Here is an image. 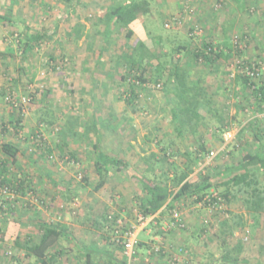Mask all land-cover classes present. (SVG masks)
<instances>
[{
    "label": "rangeland",
    "instance_id": "obj_1",
    "mask_svg": "<svg viewBox=\"0 0 264 264\" xmlns=\"http://www.w3.org/2000/svg\"><path fill=\"white\" fill-rule=\"evenodd\" d=\"M29 1L34 3L33 7L26 12V7L19 6L18 14L0 4V15L11 19L5 24L6 21H0V143H18L24 150L18 157L19 167L10 164V168L13 176L23 177L31 185L27 184L25 194H18L13 189L4 193L9 201L5 209L9 210L0 213V264H33V258L16 249L15 239L19 237L23 241L38 233V224L44 221L65 223L68 227L70 237L61 240L64 253L58 264H85L86 250L93 247L98 250L104 247L115 259L112 263L108 255L95 253L94 260L98 264L129 262L123 244L116 239L126 238V233L133 228L137 230L138 243L155 239L156 249L164 251L161 256L175 264H222V255L228 248H233L238 239L244 244L238 264H247L244 260L249 264H264V210L255 225L243 202L225 209L223 206L209 208L202 202L196 204L192 199H182L175 210L183 221L195 219L200 228L201 223L206 225L204 233L193 240L194 244H186L184 251L181 246L168 245L165 239H156L163 237L159 229L164 231L166 220L160 226L161 223L155 221V224L152 218L142 219L139 213V202L145 198V192L138 180L146 177L155 181L164 179L165 174L172 177L186 162L183 153L192 155L193 159V153L202 142L206 143L209 154L203 161L196 162L190 179L198 180L201 175L208 174L209 183L213 185L222 183L227 163L238 162L247 150L258 151L252 123L264 126V103L256 112L251 105L252 90L245 87L242 80H237L239 71L243 72L241 66L258 63L260 80L255 82H264V55L257 54L253 43V39L254 42L258 40L262 46L264 34L251 39L245 37L247 30L243 31L241 27V18L249 20L248 9L252 8L235 6L233 0H148L149 13L140 15L131 26L134 37L128 41L127 30L115 28L103 46V36H97L95 32L102 33L106 25L99 19L110 6L121 0ZM20 22L29 25L31 30L16 24ZM21 29L31 34L44 32L47 36L24 54L15 37ZM204 39H209L225 53L217 67H206L188 51L201 47ZM138 41H144L153 53L151 65H157L159 60L165 63V69H170L176 63L189 71L192 80L202 79L207 99L214 103V109L223 112L224 121H228L226 127L212 113L205 114L197 133L192 135L188 127H180L181 121L179 124L175 120V115L181 116L177 106L179 103L184 106L182 100L173 91L161 90L158 84L142 88L137 85L138 96L128 103L129 84L121 78L125 66L123 63L117 66L115 60L131 53ZM188 44V50L182 48L175 52L177 47ZM61 47L69 55L67 61L60 58ZM49 56H56L57 60L52 63ZM56 62L58 69L53 68ZM142 64H146L148 75L154 71L147 67L145 60ZM20 108L24 114V127L19 135L12 131L3 133V124L8 123ZM201 111L206 113V108ZM47 112L51 115L50 120H57L54 131H63L68 136L67 152L74 153L75 158L60 157L62 154L56 146L62 141L61 136L49 133L44 128L47 123L40 121ZM68 119L77 125L74 130L78 134L74 138L67 133L72 127L65 124ZM88 124H95V128L87 135ZM241 128L244 132H240ZM32 133L40 134L37 138ZM27 137L31 140H26ZM97 137L106 153L130 164L127 169H112L101 189H97L99 178L93 154ZM171 141L174 143L172 149L181 154L176 158L162 152ZM241 141L245 144L239 146ZM38 145H41L39 149ZM44 147L52 150L50 156L42 153ZM151 153L157 154V159L150 164L152 171L144 159ZM257 175L264 190V174L258 172ZM86 176L88 182L84 180ZM213 190L211 188L208 193ZM244 196L241 193L237 198ZM237 214L244 216L242 228L238 226ZM171 215V211L167 213L169 221ZM197 225L186 223L185 233L180 236L192 234ZM229 228L234 230L235 236L224 240L225 229ZM149 232L153 235L149 236ZM108 234L110 240L106 239ZM104 241H108L107 247L103 245ZM136 251L137 258L131 259L130 264H156L155 257L143 254L144 248L138 247ZM140 258H146L145 262Z\"/></svg>",
    "mask_w": 264,
    "mask_h": 264
},
{
    "label": "trees",
    "instance_id": "obj_2",
    "mask_svg": "<svg viewBox=\"0 0 264 264\" xmlns=\"http://www.w3.org/2000/svg\"><path fill=\"white\" fill-rule=\"evenodd\" d=\"M64 1L73 2L74 0ZM148 7V0H124L123 2H117L110 6V9L108 12H106L105 16L99 19V22H105V30H103L102 33L97 31L95 32L97 36H103V46L112 36L113 30H115V28H125L127 30L126 37L128 41L131 40L135 35V32L131 26L140 18V15H146L149 13ZM0 20L6 21L3 22L4 24L11 21V19L6 15H0ZM16 24L28 28L23 22ZM27 30L25 31L21 29V31H19V35L15 36L16 39H18L19 46L22 48L24 54H27L33 50L35 46H37L38 43L44 41L47 36L44 32L31 34ZM245 37L247 36L245 35ZM240 41H243V39L241 38ZM189 46L190 44L184 45L183 47H177L175 52H179L182 48L188 50ZM61 48L62 53L60 54V58L67 61L69 55L63 50V47ZM188 51L191 52L197 62L201 60V62L205 64L206 67H217L219 59L225 55V53H223L224 51H222L220 47L215 46L209 41V39H204L201 47ZM99 55H101V52ZM123 56L124 57H119V59L115 60V62L117 66H121L122 63L125 66L126 73L124 72L121 75V78L124 82L129 84L130 94L128 95L130 97H128V95L126 96V98H128V103L132 102V99H135L138 96L136 89L137 85L138 87L142 88L144 85L148 86L149 84H158L161 86V90L167 91L168 93L173 91L174 95L182 100L181 102L184 104V106H180V103L177 106L178 110L181 112H179L181 116L176 117L175 115V120H178L179 124L181 121L180 127H188V131L192 135L197 133V129L199 128L201 122L203 123L206 115L211 113V115H213V117H215L220 124H224L223 126L226 127L228 121H224V118L222 117L223 112L216 110V108L214 109V103L207 99L206 88L202 84V79L192 80L189 78V71L186 68H183L182 65L175 63L172 68L165 69V63L159 60L157 65H151L154 55L151 51H149V48L144 41H138L132 52H129ZM48 58L52 63L57 60L56 56H49ZM144 60L147 62V67H151L155 74L151 75L153 73L152 72L148 75L149 70L145 67L146 64H142ZM57 64L58 62H56L55 65L53 64V68L58 69L59 66ZM241 67L243 72L239 71L237 80H242L243 85L252 90L251 94L254 100L264 103V82H255L256 80H260L258 79V76L260 75L259 73L261 72L260 65L256 63V65L253 66L252 64L248 63V66L244 65ZM248 72H252L254 75L251 76L248 74ZM10 95L13 97L12 93ZM201 108H203V110L206 108V113H204L205 111H201ZM21 109L22 108H20L18 112H14V116H12L8 123L3 124V133L12 131L15 135H19L20 130H22L24 127V114L22 113ZM50 116L51 115L49 112H47L46 116L43 115L40 121L47 123L44 128H46L45 130H47L49 133H58L59 136H61L62 141L57 143L56 146L57 150L60 151V154H62L60 157L63 159L66 156L75 158L74 153L67 152L69 149V145L66 140L68 136H66V134L64 135L63 131H54L57 120H50ZM56 119H59V117ZM69 119L67 122H65V124H71L72 127L68 129L67 133L70 134V137L74 138L78 134V132H75L74 130L77 125L75 124V121L72 123L69 122ZM256 124L257 123H252L253 128H255L254 138L257 143L256 145L258 146V151L254 152L247 150L245 154L242 153V157L238 162L227 163L224 168L225 170L223 171L225 173L222 174L224 175L222 176L224 179H222L221 184L213 185L209 183L210 175L208 174L206 176L201 175L198 180L190 179V175L194 172V165L196 162L203 161L206 157V154H209L206 143L204 142L199 144L198 149L195 151V153H193V159L192 155L183 153L186 156V162L181 165L180 170L174 173L172 177H166L165 174L164 179H156L155 181H150L146 177L140 178L138 181L145 192V198L139 202L140 217L142 219L152 218L154 223L156 221L160 224L162 223V220L157 217L163 216L170 211L173 213L178 202L184 198H189V200L192 199L194 203L198 204L202 202L203 205L209 208H218L223 206L225 209H227L228 207L230 208L231 206L236 205V202H243L246 213L251 216L254 224L258 225L259 216L264 210V190L262 189V184L260 182L259 176L257 175L258 172L264 174V131L260 130L261 127ZM92 126L91 124L86 126L85 132L87 135L90 133L91 129L95 128V124H92ZM257 127L259 130H257ZM32 134L38 138L40 133L37 135L35 133ZM26 140H31V138L27 137ZM243 142L244 141L238 143L239 146L245 144ZM173 145L174 143L171 141L169 145L162 149V152H164V154L170 158H176L181 155L180 151H174L172 149ZM40 146L41 145L37 146L38 149ZM94 149L95 150L93 154H95V170L99 178L97 189H101L105 185L106 177L112 169H127L130 167V164L115 155L112 156L107 154L103 149L102 142L100 141L99 137H97V140L94 144ZM42 150V153H44L46 156H50L52 153V150L45 147ZM23 153L24 150L18 143H0V154L3 156V158L0 159V213L2 214H5L7 210H9L5 209L7 202L9 203V201L6 199V197H4V193L8 192L10 189H13L18 194H20V192L21 194H25L26 186L29 184L27 179L13 176L10 168V164L19 167L18 157ZM144 159L149 166L148 169L150 168L152 171L153 168L150 164L157 159V154L151 153V155L145 157ZM84 180L88 182V177H84ZM221 187L222 190L220 189ZM211 188H214L213 192H215V195H213V192L208 193ZM32 190H34V188ZM241 193L245 194L246 196H244L243 199L237 198ZM14 204L15 203H13V205ZM236 217L238 220H240L238 226L240 228H242V226L244 227V216L237 214ZM113 221L116 222L117 217L116 219H113ZM38 225V233L27 236L23 241L19 237L15 239L14 245L16 249L19 251H24L26 257L33 258L35 260L33 264H58L59 258L64 252L63 248L61 247V240L66 237H70L67 232L68 227L62 223L52 224L45 221L40 222ZM181 225L182 219L181 224L176 228L183 230L184 227ZM160 226H162V224ZM102 227L104 228V226ZM99 228L101 231H103L101 227ZM176 228H173L167 232L172 233ZM201 228V231H199V233L194 236L195 239L196 237L198 238V235H200L201 232L204 233L206 225L205 227L203 225ZM159 232L165 239L168 238V234L165 231L162 232L159 229ZM225 232L226 236L224 237V240L235 236L234 230L231 228L228 230L225 229ZM115 235L117 236V234ZM107 238L110 240L111 236L108 234V236H106V239ZM116 240L122 244L121 242L123 241V238L118 237ZM155 243L156 242H154V240L149 242H139L136 248H144V253L149 250L150 253H148L146 257H152L153 255L159 254L163 256V249H159V251H157V246L155 247ZM224 246H226V243H224ZM243 249L244 244L242 240L238 239L235 246L233 248H228L222 255L221 263L238 264L241 261L238 256L242 255ZM99 250L97 247L89 248V250L87 249L85 264H98L94 260L95 253L108 255L110 259H112L110 262L115 260L113 259V255L111 253L104 250ZM184 250H187V245L182 246L181 251ZM234 254L237 256L233 257ZM137 255L138 254L136 251L134 259L137 258ZM145 260L146 258L141 259L143 262H145ZM244 262L249 264V261L244 260ZM115 264L130 263L128 261H116ZM172 264H175L174 261Z\"/></svg>",
    "mask_w": 264,
    "mask_h": 264
},
{
    "label": "crops",
    "instance_id": "obj_3",
    "mask_svg": "<svg viewBox=\"0 0 264 264\" xmlns=\"http://www.w3.org/2000/svg\"><path fill=\"white\" fill-rule=\"evenodd\" d=\"M2 1V3L0 2L1 5H5L8 9H10V11H15L14 14H18L19 10H20V7L19 6H24L26 7V12L29 11V9L31 7H33L34 3L33 2H30L29 0H9L8 2H6V0H0ZM122 2L124 0H121ZM120 1V2H121ZM234 1V4L235 6H239V7H245L248 9V7H251L252 9H248V12H250V19L249 20H246V19H242L241 18V21H242V28L244 29L243 31L247 30L244 34L248 37H251V39L253 38H259V37H262V34H264V0H233ZM245 4V5H243ZM13 6H14V10H13ZM36 6V5H35ZM1 7V6H0ZM18 10V11H17ZM9 13V11H6ZM10 12V13H11ZM1 14V12H0ZM13 14V13H12ZM2 16H4L2 14ZM7 16V15H6ZM1 21V20H0ZM27 27L29 28H26L28 30H31V27L29 25H27ZM264 36V35H263ZM253 43H254V47H256V51H257V54H259L261 57H263L264 54H261L262 51L264 50V44L262 46L259 45V41L256 40L254 42V39H253ZM253 99V98H252ZM251 105H253V107L255 108L254 110H256V112H258V110L260 109L261 110V103L260 102H257L256 100H252V103ZM260 105V106H259ZM257 106V108H256ZM258 109V110H257ZM236 114H237V111H236ZM259 125V124H258ZM264 126L261 127V130L264 131ZM253 131L255 132V128H252ZM257 130L258 127H257ZM240 132H244V129L241 128V131ZM259 132V131H258ZM256 148L258 149V147L256 146ZM108 154V153H107ZM112 156H114L113 154H110ZM95 163V162H94ZM95 165V164H94ZM225 168V167H224ZM225 170V169H224ZM169 217V216H168ZM159 218L160 220L162 221H165V223H167L169 221V218H167V214H164L163 216H160V217H157ZM182 219V218H181ZM184 219V218H183ZM182 219V225L183 227L186 226V223H188V225H197V223L195 222V219L194 220H191V219H185V222L183 221ZM156 223V222H155ZM65 224V223H64ZM67 224V223H66ZM159 224V223H158ZM162 224V223H161ZM202 226L204 223H201ZM198 226V225H197ZM202 229V228H201ZM200 229V226H198V228L195 230H193V233L185 237H182L180 236V233H185V231L181 230V229H176L172 234L171 236L169 235L168 238H164V237H156V239L159 240L160 239H165L166 243L170 246H173V247H182V245H186V244H194V241H196V239H194V236L196 234L199 233V231H201ZM190 229H187V231H190ZM182 231V232H181ZM68 235H69V232H68ZM149 236L153 235V233L149 232L148 234ZM155 240V239H153ZM194 240V241H193ZM149 241H152V239L150 238ZM147 241V242H149ZM103 245L105 247H107V241H104ZM155 247H156V243H155ZM100 250H104L106 251V249L103 247V249H100ZM99 250V251H100ZM177 250V249H176ZM66 252V251H65ZM64 253V252H63ZM110 253V252H109ZM150 253L149 250L146 251V253H143V254H148ZM113 255V253H111ZM153 257H155V261L156 264H172L170 262V260H168L167 258L165 257H162L160 254L159 255H153ZM152 257V258H153ZM154 259V258H153ZM60 262V260H59Z\"/></svg>",
    "mask_w": 264,
    "mask_h": 264
},
{
    "label": "built area",
    "instance_id": "obj_4",
    "mask_svg": "<svg viewBox=\"0 0 264 264\" xmlns=\"http://www.w3.org/2000/svg\"><path fill=\"white\" fill-rule=\"evenodd\" d=\"M248 74L251 76L254 75V73H252V72H248ZM165 224H166V226H165V229H163V230L166 232L170 231L173 228H176L178 225L181 224L180 213L177 212V210H174L173 215H172V219ZM126 234H127L126 238H124L121 243L123 244V247L126 251V254L129 256V259H130L129 262H131V259H133L136 255V246L138 244V239H137L138 233H137V230L133 228L132 230L130 229ZM156 250L159 251L158 248Z\"/></svg>",
    "mask_w": 264,
    "mask_h": 264
}]
</instances>
